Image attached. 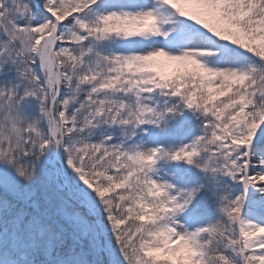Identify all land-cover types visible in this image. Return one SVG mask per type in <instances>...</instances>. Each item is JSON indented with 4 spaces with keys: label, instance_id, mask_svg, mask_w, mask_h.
I'll list each match as a JSON object with an SVG mask.
<instances>
[{
    "label": "snow or ice",
    "instance_id": "obj_1",
    "mask_svg": "<svg viewBox=\"0 0 264 264\" xmlns=\"http://www.w3.org/2000/svg\"><path fill=\"white\" fill-rule=\"evenodd\" d=\"M0 264H264V0H0Z\"/></svg>",
    "mask_w": 264,
    "mask_h": 264
},
{
    "label": "trees",
    "instance_id": "obj_2",
    "mask_svg": "<svg viewBox=\"0 0 264 264\" xmlns=\"http://www.w3.org/2000/svg\"><path fill=\"white\" fill-rule=\"evenodd\" d=\"M179 124L180 121H177V127L174 128L170 133H168L169 136L172 135H179L180 133V129H179ZM155 136H157V131L155 130L154 132ZM150 137V143L152 142L153 138L155 137ZM169 169L176 175L180 177V180L178 181L180 184H183L189 176V173L187 171L188 166L186 165H177L175 162H167ZM192 175H195L194 173H192Z\"/></svg>",
    "mask_w": 264,
    "mask_h": 264
},
{
    "label": "rangeland",
    "instance_id": "obj_3",
    "mask_svg": "<svg viewBox=\"0 0 264 264\" xmlns=\"http://www.w3.org/2000/svg\"><path fill=\"white\" fill-rule=\"evenodd\" d=\"M154 132H155V129L153 128V129L150 130V133H146V134H144V138L146 139V141H147L149 144H150V137L155 136ZM167 164H168V163H166V162H163V161L161 162V166H160V174H161L162 176H164L165 178H170L171 174H174V173L169 169V167H168ZM173 182H174V183H178V182H176L175 180H173Z\"/></svg>",
    "mask_w": 264,
    "mask_h": 264
}]
</instances>
